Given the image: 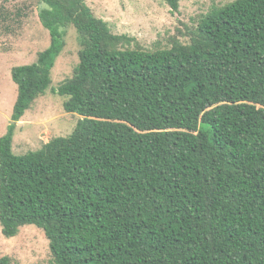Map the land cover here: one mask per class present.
Listing matches in <instances>:
<instances>
[{"label": "trees", "instance_id": "1", "mask_svg": "<svg viewBox=\"0 0 264 264\" xmlns=\"http://www.w3.org/2000/svg\"><path fill=\"white\" fill-rule=\"evenodd\" d=\"M50 46L17 66L0 138V225H32L50 264H264V0L204 15L190 44L145 51L88 0H39ZM178 12L182 0H163ZM78 33L80 62L58 91L73 133L16 155L17 124L52 85ZM0 264H11L3 257Z\"/></svg>", "mask_w": 264, "mask_h": 264}, {"label": "rangeland", "instance_id": "2", "mask_svg": "<svg viewBox=\"0 0 264 264\" xmlns=\"http://www.w3.org/2000/svg\"><path fill=\"white\" fill-rule=\"evenodd\" d=\"M235 0H182L178 12L163 0H88L95 16L109 24L114 34L127 35L145 51L170 48L174 40L190 44L201 18L215 7ZM39 0H0V138L11 123L18 87L12 80L17 66L31 65L51 44L41 23ZM66 47L52 71V85L17 124L13 150L16 155L37 151L57 137L73 133L81 117L68 114L59 87L74 75L80 62L78 33L67 30ZM11 264H50L52 254L44 232L28 225L17 237L7 239L0 225V260Z\"/></svg>", "mask_w": 264, "mask_h": 264}]
</instances>
